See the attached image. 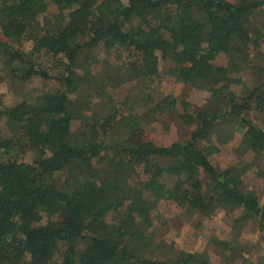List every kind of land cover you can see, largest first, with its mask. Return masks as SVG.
Returning <instances> with one entry per match:
<instances>
[{"label":"trees","instance_id":"obj_1","mask_svg":"<svg viewBox=\"0 0 264 264\" xmlns=\"http://www.w3.org/2000/svg\"><path fill=\"white\" fill-rule=\"evenodd\" d=\"M0 31V83L57 84L0 105V264H217L160 236L151 248L159 201L229 213L218 255L264 264L241 235L252 220L264 241V205L232 182L264 178V0H0ZM163 79L207 91L203 109ZM166 117L185 130L169 144L116 136ZM236 134L257 153L226 171L211 155Z\"/></svg>","mask_w":264,"mask_h":264},{"label":"rangeland","instance_id":"obj_2","mask_svg":"<svg viewBox=\"0 0 264 264\" xmlns=\"http://www.w3.org/2000/svg\"><path fill=\"white\" fill-rule=\"evenodd\" d=\"M237 1V0H230ZM5 35L0 31V39H5ZM22 46L28 49L31 44L30 42L23 43ZM264 46V42H263ZM90 53H93L98 59L103 57V50L100 47H96L95 50ZM48 61V60H47ZM218 63H223L224 58L220 57L216 60ZM50 64H53V59L51 58L48 61ZM171 62L169 56L160 61V67L169 65ZM96 69L101 71V67L99 63H96ZM164 80V87L166 89L164 91H169L173 96L178 98H184L186 101L190 102L192 106L202 110L204 103L208 97V92L204 90H200L194 87H191L189 84L177 83L171 89L169 86L171 85ZM143 83L141 82L139 85L135 84V87H139ZM47 87H55L57 84L54 82L36 80L30 83V85L18 89L16 92L8 89L5 84L0 83V105L1 104H11L17 98H27L30 95L35 96L40 94ZM129 85L125 84L116 90H108L101 94L96 100L100 97L102 99H112L113 102L119 101L123 99L124 94L126 93ZM96 102V101H95ZM98 107V106H97ZM105 110H108L106 108ZM164 119H168L171 125L164 126L162 122ZM159 122H156L151 125H141V128L138 130L131 131L129 133H122L116 135L119 140L129 139L133 142H140L151 140L157 144H169L176 138L182 135L183 131L178 126L172 123V118L166 117ZM258 124H263L264 122L257 120ZM92 131V127H86V131ZM95 130V129H93ZM116 128H112L110 133L113 135ZM236 137L230 140L227 144H225L221 150L217 153L211 155V161L221 167L223 170H231L233 169L235 163L238 161L249 162L251 161L257 153V150L251 145L245 144V151L240 152L241 149L238 147L240 145V136L239 134L235 135ZM235 148V149H234ZM243 150V149H242ZM25 160H28L25 157ZM234 184H239L243 188L254 189L258 196L259 201L262 205H264V178H261L257 175V172L254 170H246L241 173L238 177L232 179ZM60 208V207H59ZM62 210L60 211V213ZM160 213L162 216H165L167 220L166 224L162 226L161 231L156 235L153 240L152 249H155V244L158 242L159 236L164 238L167 244H171L176 249H184L192 252H203L211 260L216 262L217 264H244L235 262L232 254H227L226 259H223L218 255L216 251L218 248L212 246L210 240L212 237H216L218 240H223L227 231L229 230L230 225V216L229 213H225L223 211L218 212L213 218H205L201 219L199 216L193 212V210L187 208H178L175 205L163 201H159L156 209L153 212V216ZM59 214V213H58ZM57 214V215H58ZM56 215V214H55ZM41 221L44 218H40ZM158 220L156 221V224ZM242 237L250 243H254L249 255L252 258L257 257V255L264 256V241L261 240L259 236V232L255 227L254 221L250 220L247 222L245 228L241 233ZM248 252V251H247ZM50 261L56 262L58 264H63V259L57 254L53 253L50 256Z\"/></svg>","mask_w":264,"mask_h":264}]
</instances>
